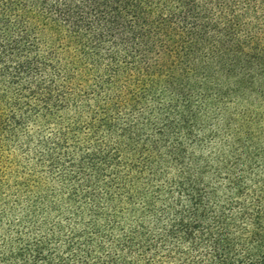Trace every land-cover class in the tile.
<instances>
[{
	"label": "trees",
	"instance_id": "16d2710c",
	"mask_svg": "<svg viewBox=\"0 0 264 264\" xmlns=\"http://www.w3.org/2000/svg\"><path fill=\"white\" fill-rule=\"evenodd\" d=\"M0 264H264V0H0Z\"/></svg>",
	"mask_w": 264,
	"mask_h": 264
}]
</instances>
